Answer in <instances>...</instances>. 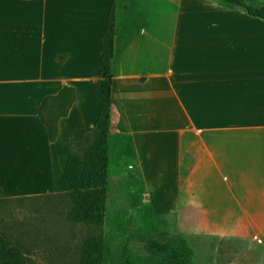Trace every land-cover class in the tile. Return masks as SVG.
Wrapping results in <instances>:
<instances>
[{
	"label": "crops",
	"instance_id": "0c3cea01",
	"mask_svg": "<svg viewBox=\"0 0 264 264\" xmlns=\"http://www.w3.org/2000/svg\"><path fill=\"white\" fill-rule=\"evenodd\" d=\"M52 1L0 0V198L61 193L66 160L78 153L68 138L98 114L100 37L111 0L74 20ZM166 5L115 0L108 178L112 165L132 177L153 218L193 216L205 231L234 234L219 223L235 215L229 178L238 169L264 170V20L225 2L199 14L179 0L176 16ZM63 88L74 98L50 141L37 111ZM248 180L258 186L261 216L264 173Z\"/></svg>",
	"mask_w": 264,
	"mask_h": 264
},
{
	"label": "rangeland",
	"instance_id": "374dc122",
	"mask_svg": "<svg viewBox=\"0 0 264 264\" xmlns=\"http://www.w3.org/2000/svg\"><path fill=\"white\" fill-rule=\"evenodd\" d=\"M159 1L167 3L168 10L172 5L173 15L176 16V4L179 0ZM182 1L199 14L213 11L210 2H224ZM257 1L264 5V0ZM52 3L58 7L61 14L74 20L73 16L81 17L87 11L90 15L97 0H53ZM89 143L88 136L80 144L86 147ZM77 151V155H80V151ZM187 163H183V175L187 174ZM260 172L264 173V170L238 169L235 174L238 179L243 177L248 180L255 178ZM127 175L119 173L118 168L111 166L106 187L104 217L100 225L74 221L70 217L74 203L69 197L45 194L0 198V232L11 242L21 246L24 264H89V238L98 235L102 237V249L105 251L99 264H113L112 258L125 254L126 250L133 257L148 255L144 247V236L161 232L184 239L192 251L191 264H264V241L262 244H256L252 240L253 235H264V212L261 216L255 215L256 210L261 208V203L253 198L256 196L253 193L258 187L256 184L249 180V183L244 185L236 184L237 178L230 176L228 183L238 200L236 202L245 204L252 215H245L239 205L231 200L229 207L234 209L235 215L219 218V223L234 234L221 235L199 227L197 218L193 216L151 217L149 196L142 194L144 190ZM218 185L220 195H225L223 183ZM246 190L254 192L247 194ZM223 203L227 201L223 200ZM251 219L254 223H251ZM243 227L246 228L244 232L236 233V230Z\"/></svg>",
	"mask_w": 264,
	"mask_h": 264
},
{
	"label": "trees",
	"instance_id": "16d2710c",
	"mask_svg": "<svg viewBox=\"0 0 264 264\" xmlns=\"http://www.w3.org/2000/svg\"><path fill=\"white\" fill-rule=\"evenodd\" d=\"M225 3L243 8L248 15L264 20V5L257 0H223ZM115 35V0H111L100 37V65L98 76V114L91 127L75 129L68 142L80 155L70 154L66 160L59 183L62 196L69 197L74 203L70 217L74 221L100 225L104 217L106 187L108 182V152L112 128V75ZM74 98L70 88H63L55 96H46L38 107V116L46 126L48 139L57 136V121L67 115ZM89 136L86 147L81 142ZM27 196V197H33ZM19 198V197H16ZM21 198V197H20ZM145 256L125 254L113 257V264H191L192 251L177 235L164 232L144 236ZM102 237L89 238V264H99L105 251ZM0 255L2 264H24L21 246L11 242L0 232Z\"/></svg>",
	"mask_w": 264,
	"mask_h": 264
},
{
	"label": "built area",
	"instance_id": "2783aa9c",
	"mask_svg": "<svg viewBox=\"0 0 264 264\" xmlns=\"http://www.w3.org/2000/svg\"><path fill=\"white\" fill-rule=\"evenodd\" d=\"M252 240H253L256 244H262V243H263V239H262L259 235H253V236H252Z\"/></svg>",
	"mask_w": 264,
	"mask_h": 264
}]
</instances>
